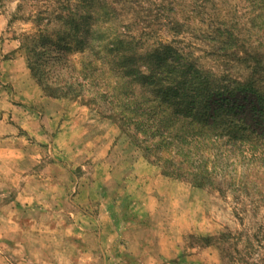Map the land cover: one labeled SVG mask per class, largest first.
Instances as JSON below:
<instances>
[{"label":"trees","instance_id":"1","mask_svg":"<svg viewBox=\"0 0 264 264\" xmlns=\"http://www.w3.org/2000/svg\"><path fill=\"white\" fill-rule=\"evenodd\" d=\"M208 1H51L58 6L36 15L38 33L27 36L29 68L49 96L105 104L107 117L164 175L220 189L215 159L264 157V71L255 57L249 75L214 73L200 66L194 47L181 45L200 21L207 45L222 51L216 61L239 59L248 39L225 18L206 20ZM157 26L172 38L144 46L132 35ZM84 90L94 91L89 101ZM238 94L255 98L252 124L232 100Z\"/></svg>","mask_w":264,"mask_h":264},{"label":"rangeland","instance_id":"2","mask_svg":"<svg viewBox=\"0 0 264 264\" xmlns=\"http://www.w3.org/2000/svg\"><path fill=\"white\" fill-rule=\"evenodd\" d=\"M51 1L55 0H0V165L4 169L8 165L11 178L15 176L16 165L24 162L22 168L37 172L42 178L61 177L77 182V179L93 175L99 162L96 155L101 148L108 150L118 138L123 144L136 148L130 155L131 160H137L142 151L130 135L119 129V124L107 117L105 104L100 108L99 104H87L84 99L52 97L37 84L28 65L25 43L27 36L38 33L35 16L40 12L47 15L58 6ZM192 1L197 3L199 0ZM215 2L223 9L219 12L217 5L213 8V0H209L206 10L209 14H204L206 20L225 18L237 27L243 39H248L245 47L238 51L239 59L233 55L216 61L222 51L217 52L207 45L203 34L205 24L200 21L189 26L191 32L180 37L181 45L194 47L200 66L214 73L222 71L237 78L249 75L255 57L259 60L257 68L263 72L264 0ZM157 28L143 33L136 30L132 35L145 41L144 46L172 38L167 30ZM55 49L51 61L59 50ZM52 77L57 78L53 74ZM93 93L84 90L85 99L89 101ZM32 98L35 102L29 105ZM232 100L240 106V115L252 124L256 120L252 113L255 98L238 94ZM82 138L88 142L85 144L91 148L89 152L93 156L73 162L69 159H74L72 149H77ZM155 154L151 157L154 161ZM121 155L118 152V159ZM259 157L238 155L237 158L215 159L220 163L216 166L221 177L216 182L221 185L220 189L197 187L188 180L171 178L163 174L161 167L152 164V183H171L165 194L162 193L165 196L163 209L175 210L176 226L191 227L186 250L198 254V264H264V157ZM31 162L35 164L26 166ZM40 188L37 187L40 193L58 194L54 185L47 184L42 191ZM75 188L76 185L69 193L75 194ZM151 191L153 194L163 192L156 187ZM3 192L9 199L19 192V187L9 186ZM33 237L36 240L40 235L33 236L30 231L22 235V239L33 246L28 250L30 256H35V244L30 242ZM19 255L18 251L12 253V257Z\"/></svg>","mask_w":264,"mask_h":264},{"label":"crops","instance_id":"3","mask_svg":"<svg viewBox=\"0 0 264 264\" xmlns=\"http://www.w3.org/2000/svg\"><path fill=\"white\" fill-rule=\"evenodd\" d=\"M34 102L32 98L29 105ZM119 140L108 150L101 148L93 175L77 182L42 178L22 168L24 162L11 178L8 165H0V264H198V254L186 250L191 227L176 226L175 210L163 209L171 183H152V164L141 152L131 160L136 148ZM85 142L82 138L72 149L70 160L93 156ZM47 184L57 187L58 194L40 193L37 187L42 191ZM9 186H18L19 192L8 199L3 191ZM153 186L163 192L153 194ZM28 231L40 235L30 241L35 256L28 254L33 246L22 239ZM15 251L19 257H12Z\"/></svg>","mask_w":264,"mask_h":264}]
</instances>
